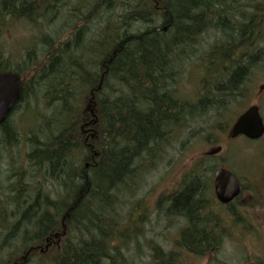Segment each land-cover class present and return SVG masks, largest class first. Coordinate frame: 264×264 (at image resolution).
<instances>
[{
  "label": "trees",
  "instance_id": "obj_1",
  "mask_svg": "<svg viewBox=\"0 0 264 264\" xmlns=\"http://www.w3.org/2000/svg\"><path fill=\"white\" fill-rule=\"evenodd\" d=\"M7 21L37 31L17 57L0 43V72L23 79L13 113L29 121L18 130L10 115L0 126V264H126L114 243L140 218L122 221L119 210L169 133L209 140L253 97L264 0H0V37ZM185 64L201 70L196 98L178 88ZM202 162L156 203L184 223L176 246L198 256L223 235ZM151 251V264H173ZM254 264H264V242Z\"/></svg>",
  "mask_w": 264,
  "mask_h": 264
},
{
  "label": "rangeland",
  "instance_id": "obj_2",
  "mask_svg": "<svg viewBox=\"0 0 264 264\" xmlns=\"http://www.w3.org/2000/svg\"><path fill=\"white\" fill-rule=\"evenodd\" d=\"M62 24L63 22L58 20L55 25L53 24L54 26H47L48 30L53 28L51 35L60 31ZM36 31L26 23L7 21L1 33L0 43L17 57L30 45L31 41L28 37L35 35ZM39 35L40 33L37 36ZM33 49L35 51V47ZM192 66V64H185L184 75L180 76L181 81L178 86L180 93L190 99L196 98L201 88L200 81L197 80L201 70ZM260 84H264V73L255 72L250 83V93L253 97L241 101L230 109L232 119L229 124L251 104L259 106L264 118V96L261 93L257 94V87ZM36 111L48 114L40 102ZM11 122L18 130L24 127L23 124L29 123L21 112L13 113ZM227 128L228 126L215 133L209 140L201 135L188 140L186 130H172L169 133L168 143L154 153V159L151 162L153 165L147 172L144 183L136 191L134 199L119 210L122 221H125L129 215L140 218L142 212L139 209L143 210L142 217L146 218L143 221L136 218L137 220L132 222L130 228L121 224L123 229L119 230V233L122 236L120 242L123 244L119 240L114 244L121 248V253L128 260L126 264H151L152 247L159 248L163 253H171L173 264H254V260L261 256L264 242V137L253 142L242 137L227 140ZM218 144L223 147V152L217 157H205V153ZM21 149L24 148L21 147ZM159 157L162 158L161 161ZM204 158H207L206 161ZM203 159L205 162H202ZM201 162L206 166V171L208 170L207 173L205 172L204 180L207 184L210 183L206 200L212 202L208 198L213 199L212 212L214 211L221 219L223 229L219 249L204 256L182 252V249L176 246V241L179 239V232L184 223L178 221L176 224L166 219L163 207L156 210L159 197L177 190L182 176ZM219 167L231 171L242 184L239 199L226 208L218 206L213 195L212 172ZM232 212L237 216L232 215ZM129 229L132 231H128ZM48 249L49 246H41V250ZM30 256H34L33 253ZM35 260L39 264L38 259Z\"/></svg>",
  "mask_w": 264,
  "mask_h": 264
},
{
  "label": "water",
  "instance_id": "obj_3",
  "mask_svg": "<svg viewBox=\"0 0 264 264\" xmlns=\"http://www.w3.org/2000/svg\"><path fill=\"white\" fill-rule=\"evenodd\" d=\"M264 91V85L258 87ZM21 96V80L15 74L0 73V126L12 112ZM264 134L263 120L256 105L249 106L231 125L229 138L244 136L249 140L260 139ZM221 147L213 149L206 154L216 155ZM213 190L216 200L227 205L240 193V184L236 177L224 168H218L213 173Z\"/></svg>",
  "mask_w": 264,
  "mask_h": 264
},
{
  "label": "bare ground",
  "instance_id": "obj_4",
  "mask_svg": "<svg viewBox=\"0 0 264 264\" xmlns=\"http://www.w3.org/2000/svg\"><path fill=\"white\" fill-rule=\"evenodd\" d=\"M55 19V18H54Z\"/></svg>",
  "mask_w": 264,
  "mask_h": 264
}]
</instances>
